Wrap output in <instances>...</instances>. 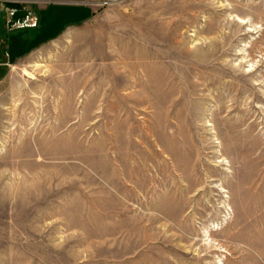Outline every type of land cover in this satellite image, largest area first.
Instances as JSON below:
<instances>
[{
  "label": "rangeland",
  "instance_id": "1",
  "mask_svg": "<svg viewBox=\"0 0 264 264\" xmlns=\"http://www.w3.org/2000/svg\"><path fill=\"white\" fill-rule=\"evenodd\" d=\"M0 264H264V0H112L17 69Z\"/></svg>",
  "mask_w": 264,
  "mask_h": 264
},
{
  "label": "crops",
  "instance_id": "2",
  "mask_svg": "<svg viewBox=\"0 0 264 264\" xmlns=\"http://www.w3.org/2000/svg\"><path fill=\"white\" fill-rule=\"evenodd\" d=\"M111 1L0 0V86L48 44L86 27ZM23 22L29 26L18 27Z\"/></svg>",
  "mask_w": 264,
  "mask_h": 264
},
{
  "label": "built area",
  "instance_id": "3",
  "mask_svg": "<svg viewBox=\"0 0 264 264\" xmlns=\"http://www.w3.org/2000/svg\"><path fill=\"white\" fill-rule=\"evenodd\" d=\"M17 25H18V27H24V26H29V23L28 22H23V23L17 24ZM30 25H32V24H30ZM33 25H35V24H33Z\"/></svg>",
  "mask_w": 264,
  "mask_h": 264
}]
</instances>
